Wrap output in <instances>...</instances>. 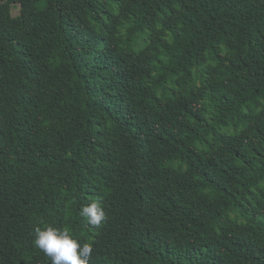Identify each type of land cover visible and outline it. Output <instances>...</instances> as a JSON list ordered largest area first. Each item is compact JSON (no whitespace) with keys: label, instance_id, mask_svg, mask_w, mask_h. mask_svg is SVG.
<instances>
[{"label":"trees","instance_id":"obj_1","mask_svg":"<svg viewBox=\"0 0 264 264\" xmlns=\"http://www.w3.org/2000/svg\"><path fill=\"white\" fill-rule=\"evenodd\" d=\"M48 226L89 264H264V0H0V264H51Z\"/></svg>","mask_w":264,"mask_h":264},{"label":"clouds","instance_id":"obj_2","mask_svg":"<svg viewBox=\"0 0 264 264\" xmlns=\"http://www.w3.org/2000/svg\"><path fill=\"white\" fill-rule=\"evenodd\" d=\"M80 215L85 218L87 224L97 228L106 219L99 199L82 207ZM34 231L35 247L50 259L51 264H89L93 253L91 244L81 245L67 228L48 226L43 229L37 227Z\"/></svg>","mask_w":264,"mask_h":264},{"label":"rangeland","instance_id":"obj_3","mask_svg":"<svg viewBox=\"0 0 264 264\" xmlns=\"http://www.w3.org/2000/svg\"><path fill=\"white\" fill-rule=\"evenodd\" d=\"M36 6L35 5H32V8H35Z\"/></svg>","mask_w":264,"mask_h":264}]
</instances>
